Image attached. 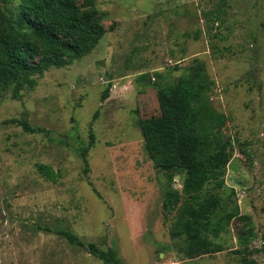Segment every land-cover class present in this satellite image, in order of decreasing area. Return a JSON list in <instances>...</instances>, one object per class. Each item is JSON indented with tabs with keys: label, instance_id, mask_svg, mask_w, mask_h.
<instances>
[{
	"label": "rangeland",
	"instance_id": "374dc122",
	"mask_svg": "<svg viewBox=\"0 0 264 264\" xmlns=\"http://www.w3.org/2000/svg\"><path fill=\"white\" fill-rule=\"evenodd\" d=\"M220 2L95 0L105 33L91 52L33 75L18 98L19 69L8 72L0 85V264H106L90 243L113 248L123 264H264V0H226L224 23L209 32L207 12ZM192 60L214 82L215 132L233 142L215 191L238 213L211 236L221 251L187 258L170 234L175 214L163 209L183 173L171 179L157 169L144 140L170 129L158 86ZM40 163L58 172L56 182Z\"/></svg>",
	"mask_w": 264,
	"mask_h": 264
},
{
	"label": "trees",
	"instance_id": "16d2710c",
	"mask_svg": "<svg viewBox=\"0 0 264 264\" xmlns=\"http://www.w3.org/2000/svg\"><path fill=\"white\" fill-rule=\"evenodd\" d=\"M12 1L0 0V85L7 84L8 72L18 68L14 97H20L25 84H33V75L91 52L105 33L95 0H17L14 8ZM226 3L222 0L207 12L206 20L212 22L209 32L214 23H224ZM217 35L218 32L213 34ZM225 38L221 35V39ZM213 83L204 64L192 60L184 73L160 84L157 98L170 129L147 133L144 140L145 150L157 169L170 173L171 179L183 173L182 187L168 188L163 209L166 215L175 214L170 234L179 240L178 252L187 258L221 251V244L211 236L218 237L238 213L228 208L215 191L225 183L223 176L232 157L233 142L231 138H219L215 132L210 103ZM19 122L27 131L48 132L45 127L31 126L27 120ZM94 141L91 132L88 144L80 146L84 158ZM37 168L47 180H58L59 174L51 165L40 163ZM56 233L73 244H83L68 230ZM88 246L104 263L123 264L113 248L102 249L94 243Z\"/></svg>",
	"mask_w": 264,
	"mask_h": 264
}]
</instances>
